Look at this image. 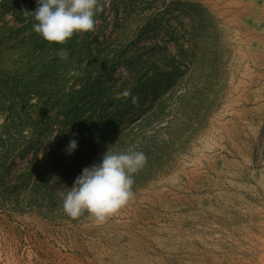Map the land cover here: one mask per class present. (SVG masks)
<instances>
[{
  "label": "rangeland",
  "instance_id": "374dc122",
  "mask_svg": "<svg viewBox=\"0 0 264 264\" xmlns=\"http://www.w3.org/2000/svg\"><path fill=\"white\" fill-rule=\"evenodd\" d=\"M100 4L61 60L0 0V264H264V0ZM107 150L146 155L134 198L70 218Z\"/></svg>",
  "mask_w": 264,
  "mask_h": 264
},
{
  "label": "clouds",
  "instance_id": "9594fccd",
  "mask_svg": "<svg viewBox=\"0 0 264 264\" xmlns=\"http://www.w3.org/2000/svg\"><path fill=\"white\" fill-rule=\"evenodd\" d=\"M36 4L35 11L30 13L35 21L33 30L50 44L61 45L56 52L61 60L69 58V51L62 46L76 34L94 32L97 13L102 11L100 0H36ZM122 95L131 97L133 104L138 103L139 98L130 91ZM77 148L78 141L72 139L66 152L71 155ZM146 161L142 151L107 150L100 162L82 170L73 187H65V214L77 219L87 213L99 223L116 215L134 198L133 174L139 172Z\"/></svg>",
  "mask_w": 264,
  "mask_h": 264
},
{
  "label": "trees",
  "instance_id": "16d2710c",
  "mask_svg": "<svg viewBox=\"0 0 264 264\" xmlns=\"http://www.w3.org/2000/svg\"><path fill=\"white\" fill-rule=\"evenodd\" d=\"M70 124H72V123H70ZM72 131H74V130H66V131L62 132V133L59 135L58 140H57L58 145H60V144L62 143L64 137L69 138L70 135H69L68 133L71 134ZM71 135H72V134H71ZM89 137H90V136H89Z\"/></svg>",
  "mask_w": 264,
  "mask_h": 264
}]
</instances>
